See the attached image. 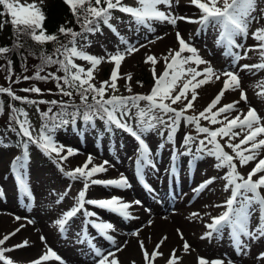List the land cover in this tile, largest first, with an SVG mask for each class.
<instances>
[{
	"label": "snow or ice",
	"instance_id": "6c2138e0",
	"mask_svg": "<svg viewBox=\"0 0 264 264\" xmlns=\"http://www.w3.org/2000/svg\"><path fill=\"white\" fill-rule=\"evenodd\" d=\"M40 3H43V0H40ZM64 3L71 10L81 30L76 32L62 25L59 32L70 39L67 43H60L55 34H46L44 27L46 14L35 0L32 3L0 0V6L6 10V13L0 12V16L7 14L10 17V20L0 21V30L6 23H11L16 37L11 48L0 47V59L7 62L6 66L0 65V69L6 70L5 79L9 81L8 87L0 86V94H6L10 98L6 132L17 137L15 148L20 150V154L15 155L10 162V171L14 176L19 195L27 201L24 207L30 211L35 199L29 183L30 147L35 146L43 155L51 158L59 171L70 181H81L83 184L82 190L74 198V204L54 220L58 232L61 236H65L70 232L76 218L82 217L81 229L75 233L76 242L87 245L94 264H120L117 253L123 249L116 247L115 237L111 234L116 230L114 224L103 220L99 213L90 210L89 206L129 220L137 218L130 209L133 205H140L141 201L126 202L123 197L118 196L87 198L88 190L93 185L123 191L130 189L132 184L123 173L115 179L95 178L107 173L109 167L115 165L107 159L96 164L91 154L82 165L65 170V162L69 157L78 154V149L67 147L56 139L57 132L68 128H71L74 134L84 135L87 128L96 129V122L100 121L104 126V132L109 136L123 132L134 138L137 144L133 156L134 176L150 193L155 194L156 190L146 178L160 172V159L166 149L170 152V157L164 171L173 183L180 175L182 158L185 157L188 158L187 163L190 167H195L205 158H213L215 161L213 167L216 170L227 169L222 176L209 177L193 189V192L199 195L220 179L225 182L223 190L230 191V196L223 204L214 205L225 210L218 216L211 217V222L205 225L207 230L201 239L209 241L222 239L227 230L235 255L248 256L253 244L264 241V116H261L250 104L242 85L240 72L247 71L255 75L264 70V0H189L190 5L199 12L198 18L195 19L176 13L180 0H135V6L125 3V0H64ZM116 11L129 18L130 25H135V31L144 29L148 32H156L155 24L171 25L175 30L178 49H168L167 55L163 57L165 68L162 73L158 75L155 70L159 62L157 57L146 56L145 63L152 65L155 81L147 95L116 94L119 91L117 81L122 78L120 75L122 62L127 56L146 47L144 44L131 43L120 34L117 27L111 23L120 19L114 16ZM180 21L198 24L196 37L206 34L209 29L214 30L217 33L214 44L218 49H222V56L230 60L229 67L223 70L214 69L211 61L200 55L199 49L193 43L192 34L190 33L187 39L181 34L178 29ZM253 25L258 26L253 30ZM102 26H106L118 38V45L115 51L109 52L105 49L104 56H95L85 50L86 45L81 41H86L87 46H90L89 35L102 34ZM25 34L38 45L57 42L59 46L52 55H46L43 50L40 52V64L34 66L36 70L32 76L18 75L13 80V61L7 54L16 52L20 55L23 59L22 72L28 71L27 58L19 52L23 47L19 38ZM249 36L255 43L246 46L245 41ZM163 38L157 36L148 43L153 44ZM250 52L258 53L259 62L240 64L241 60L251 59ZM76 60L86 61L91 67L86 70L76 63ZM103 62L111 63L114 67L109 79L97 85L93 82L96 79L94 72ZM53 65L58 66L56 72L41 75ZM201 65L205 67L201 68ZM58 72H63V75H57ZM21 79L55 81L56 94L68 99L37 100L17 95L12 84L20 83ZM131 80L132 74L128 73L126 90L129 93H132L131 85L128 83ZM181 81H183L182 86ZM217 81L222 83V88L211 102L197 113L195 109V102L198 99L197 89ZM137 84L143 86L139 81ZM255 87L259 89L257 96L264 99V80L259 81ZM20 91L43 95L42 89L35 84ZM236 91L240 93L238 100L222 103L227 92ZM48 93L52 94L51 89ZM74 94L79 97L78 104L75 102ZM241 101L247 105L246 112L238 107ZM12 102L35 106L41 121L39 130L30 120L28 111ZM141 102H145L143 106ZM40 105H48L47 110L42 111ZM174 105L178 106L173 107ZM4 112V101L0 99V116ZM189 112L192 114H188ZM182 122L184 128L193 129L196 135L186 131L178 142L177 134ZM217 125L218 127H214ZM152 135L159 141L155 150L149 142V137ZM0 147H8L3 134H0ZM226 149H230L231 153ZM253 161H256L255 165L246 174L238 171V165L243 168ZM70 188L71 184L68 191ZM4 196L5 193L0 189V197ZM66 196L67 191L57 203H61ZM192 216L202 219L198 212H193ZM254 217L257 221L255 224L252 223ZM21 219L27 218L15 216V220ZM27 223L34 224V221L27 219ZM24 226L21 224L20 227L0 238V264H16L6 253L29 246L27 239L11 247L4 246ZM177 232L183 241V252L189 253L191 245L184 239L179 229ZM131 235L138 236L139 229ZM97 237L108 241L115 250L105 252ZM167 239V236H164L151 253L147 251L144 241H139L145 264H154L158 256H163L159 249ZM40 241L47 247L45 236H40ZM256 259L264 261V252H260ZM179 260L177 250L172 249L167 264H178ZM49 261L66 264L51 247H47V251L30 264H45ZM197 262L225 264V259L209 260L197 257ZM227 264H235V262L229 258Z\"/></svg>",
	"mask_w": 264,
	"mask_h": 264
},
{
	"label": "rangeland",
	"instance_id": "374dc122",
	"mask_svg": "<svg viewBox=\"0 0 264 264\" xmlns=\"http://www.w3.org/2000/svg\"><path fill=\"white\" fill-rule=\"evenodd\" d=\"M21 3H32L33 0H20ZM37 5L42 9L43 6L48 5L51 0H35ZM125 3L135 6V0H125ZM176 13L178 15H185L192 17L193 19L198 18L199 12L194 6H191L189 0H180L178 7L176 8ZM114 16L120 17L119 20H113V23L121 35L125 36L131 43L137 45L144 44L146 47L141 48L139 52H136L131 56H127L123 62L129 60V66H124V63L120 68V75L122 78L118 79L117 85L119 91L117 95H132V94H143L147 95L150 93L155 81L152 75V65L145 63L147 55H154L158 59V63L155 66V70L159 75L164 71L165 63L163 57L167 55L168 49H178V43L175 38V30L171 25H160L155 24L156 32H148L147 30L141 29L135 31V25H130L129 18L119 13L114 12ZM258 25H253V30ZM199 27L198 24H190L183 21L178 22V29L181 34L187 39L188 35L191 33L195 46L199 49L200 55L211 61L214 69L223 70L228 68L230 65V60L223 57L221 52L222 49H218L214 41L216 39L217 33L209 29L206 34H202L196 37V29ZM211 35V36H210ZM157 36H163L162 40H156L155 43L149 44V40H155ZM213 36V37H212ZM89 40L91 45L87 46L86 41H82L86 45L85 50L95 56H104L105 49L109 52L115 51L118 45V38L106 27L102 26V34L98 33L96 35H89ZM196 40V41H195ZM255 43L251 36L245 41L246 46H251ZM123 47V46H121ZM158 49V50H157ZM157 50V52H156ZM249 56L251 59L241 60L240 64L244 63H258L259 55L258 53L250 52ZM76 63L87 68L91 67L86 61L76 60ZM194 66V65H193ZM114 65L111 63L103 62L98 66L94 72L95 81L97 85L99 82L108 80ZM205 67L204 65L200 66ZM255 71V70H254ZM128 73L132 74V80L130 83L132 88V93L126 90V76ZM61 76L63 74H60ZM240 77L242 79L243 88L249 99L250 104L255 107L261 116H264V99L257 96L258 88L247 86L246 82L251 79H257L258 83L264 80V70L257 72L255 75L248 73L247 71L240 72ZM222 79H224L222 77ZM244 79V80H243ZM1 84L4 86H9V81L5 82V79L0 74ZM137 81L142 83L137 84ZM245 81V82H244ZM183 81H181L182 86ZM257 83V84H258ZM37 86L42 89L43 95L34 97L35 99L44 100H59L60 98L53 97L48 93L51 89L52 84L46 83H36ZM211 85V87H209ZM31 84L27 81L18 84H12L13 90L17 95L26 96V93L21 92L20 89L30 87ZM209 87L207 94L203 96L202 100L196 101L195 105L196 112L202 111L215 97V95L222 88V83L217 81L215 83H209L201 87ZM178 90V89H177ZM111 92H109V95ZM29 95V94H28ZM239 91L227 92L222 103H229L239 99ZM145 102H141L143 106ZM17 107H24L28 113L30 120L37 130L40 128V118L36 113L35 106L29 105H18ZM174 105L173 107H177ZM47 105H40V108H46ZM243 111H247V105L241 101L238 105ZM43 109V110H44ZM47 109H45L46 111ZM188 114H192L189 112ZM236 113H233L235 115ZM9 112L0 116V129L6 130L7 120ZM97 128H87V132L84 135L74 134L71 128L65 131L57 132L56 139L59 143L71 147L73 149H78V154L69 157L68 161L65 162V170L74 169L77 166L82 165L91 154L94 158V163L100 164L103 160L107 159L114 167H109L107 173L100 174L98 177L101 179H115L119 178L121 173L125 174L130 183L132 184V176H134L133 171V156L137 144L131 136L123 133L117 132L109 136L104 132V126L102 122L97 121ZM206 123V122H202ZM214 127H218L214 126ZM186 131H191L193 135H196L195 131L191 128H184L183 122L180 131L177 134V140L183 137ZM150 146L155 150L158 144V138L154 135L149 137ZM238 142V141H237ZM155 146V147H154ZM170 147V146H169ZM132 148L133 152H128ZM231 153L230 149H226ZM20 150L16 149L15 146L10 145L7 148L0 147V189L5 193L4 197H0V224L5 225L4 228L0 229V238L3 235L14 231L16 228L20 227L21 224L25 225L19 233L12 237L4 245L5 247H11L12 245L21 243L23 240L27 239L29 241V246L17 249L6 255L10 256L16 264H30L31 261L39 258L47 251V247H51L57 254L66 262V264H94V259L92 255L88 253V248L86 244H79L76 242L75 233L81 229L82 217H77L73 226L68 234L61 236L58 232L57 227L54 225V220L60 216V214L72 206L75 202V197L78 192L82 190L83 184L81 181H70L65 177L57 168L53 160L45 155H43L35 146L30 147V164H29V183L31 190L34 194V201L31 205V210L29 211L24 207L27 202L22 198L18 190L13 183L15 182L14 176L10 171V162L15 155H19ZM170 152L167 150L163 151L162 157L160 159L159 173H153L149 175L154 181V186L156 187L155 194H149V198L144 200L140 198L134 191L136 188L128 190H119L115 188H105L103 186L93 185L89 188L87 193V198L101 199V198H111L112 196L123 197L124 201L132 202L135 200H140V205H133L130 209L133 216L136 219L124 220L120 216L113 214H106L108 217H104L100 209H94L89 206L90 210H94L99 213L100 217L105 220L112 222L115 226V232L111 233L114 235L116 240V247H122V251L117 253L120 264H145L143 253L139 246V241L143 240L145 247L149 253H151L156 244L164 237L167 236V240L161 245L159 251L163 253V256H158L154 264H167V260L172 253V249L177 250V255L180 257L178 264H198L197 257H204L209 260L222 258L225 259V264H227V259H232L235 264H264V261H258L256 258L260 252H264V241L255 243L250 249V254L246 257H241L235 255L234 249L230 243V239L227 235V230L223 236V239L219 240H202L201 236L206 232L205 225L210 223L211 217L218 216L225 209L222 207H214L217 204H223L226 199L230 196V191L225 192L223 190L224 181L217 179L216 182L209 186V189L205 190L199 195L193 192V189L212 176L220 177L224 174L227 169L216 170L213 165L215 163L214 159H205L198 165L199 171L197 172V180L191 184V187L185 189L180 185L179 198L183 200V205L186 206L193 212H198L201 214L202 219L194 218L191 216H182V219H178V222L185 223L189 225V232L186 234L181 228L183 233H185L184 239L191 245V250L189 253L185 254L183 252V241L180 235L176 233L177 227H174L172 223L165 224L166 227H160L154 232L155 223H149V221L154 222L157 217H169L174 211V207L166 208L163 207L159 199L165 197L166 188L160 185L162 182L165 183V171L164 169L169 164ZM256 161L251 162L249 165L241 168L238 165V171L242 174H246L247 171L255 165ZM13 181H12V180ZM16 183V182H15ZM71 184L70 191L69 185ZM67 191V196L61 203H57L59 198L64 195ZM127 191V192H126ZM134 193V194H133ZM181 194H183L181 196ZM178 198V199H179ZM178 200L175 204H177ZM151 201V203H150ZM209 210H204L208 208ZM166 210V213L163 210ZM258 215V214H257ZM15 216L26 217L34 221V224H28L27 219H21L19 221L15 220ZM256 218L254 220L255 224ZM48 223L52 231L44 225ZM163 225V224H162ZM1 227V225H0ZM29 228L32 230V239L27 237L29 235ZM139 229V235L133 236L132 232ZM29 231V232H28ZM93 231L94 230H91ZM45 236L47 239V247L40 241V236ZM99 244L104 247L105 252L108 250H115L114 246L108 241L97 237ZM221 245V246H220ZM21 250V252H20ZM128 256V258H126ZM126 258V259H125ZM45 264H59L57 261L45 262Z\"/></svg>",
	"mask_w": 264,
	"mask_h": 264
},
{
	"label": "trees",
	"instance_id": "16d2710c",
	"mask_svg": "<svg viewBox=\"0 0 264 264\" xmlns=\"http://www.w3.org/2000/svg\"><path fill=\"white\" fill-rule=\"evenodd\" d=\"M42 10L46 14V20L44 22L46 34H55L58 37V40L60 43H67L68 40L70 39V37L65 36L64 34H61L59 32V28L62 25L65 28H71L76 32H80V30H81L80 25L77 24L75 17L73 16L69 7L64 3V0H51V2H49L48 5H45L42 7ZM0 12L6 13V10L3 9V6H0ZM6 20H10V17L7 14L0 16V21H6ZM15 39H16V37L14 36L13 26L11 25V23H6L3 27V29L0 30V47L8 46L11 48L13 46ZM19 42L23 45V47L19 49V52L23 53V56L27 58L26 59V66L28 68V71L22 72V66H23L22 57L20 55H18L16 52H10L7 55H8V58L13 61V71H14V75L12 76L13 80H15L16 76H18V75L21 77L23 75L32 76L36 70L34 66L40 64V58H39L40 52L43 50L46 55H52L54 53L55 49L59 46V44H57V42H48L43 46L38 45L34 41H32L30 36L27 34L20 36ZM6 63H7L6 60L0 59V65L6 66ZM57 67H58L57 65L50 66L46 69V72L41 73V75H45L47 72H56ZM0 74L5 79L7 72L5 69H0ZM60 74H63V72L57 73V75H60ZM5 82H7L6 79H5ZM23 82H25V81H23L21 79L20 84ZM27 82L30 83L31 86L33 84H35L37 86L38 84H36V83L48 84V82H49L52 84V87H51L52 94L51 95L53 97L60 98L59 100H61V99L67 100L68 99L67 97H61V96L56 94L57 90L55 87V81L49 80L47 82H43V81L31 80V81H27ZM15 84H18V83H15ZM0 86L8 87V86L2 85L1 81H0ZM26 96H28L30 99H35L34 97L39 96V95H37L35 93H26ZM74 96H75V94H74ZM0 99H2L4 101V105H5L4 114H6L7 112H9L8 104L10 102V98L6 94H0ZM75 102L77 104L79 103V97L78 96H75ZM12 103H14L15 105L18 103V105L21 106V104L19 102H12ZM43 109L44 108H42V111H45V109H47V107L44 110ZM54 111H55V109H54ZM0 134H3L4 138H6L8 145L15 146V144L18 142L17 137L10 132H6V130L0 129Z\"/></svg>",
	"mask_w": 264,
	"mask_h": 264
},
{
	"label": "bare ground",
	"instance_id": "6f19581e",
	"mask_svg": "<svg viewBox=\"0 0 264 264\" xmlns=\"http://www.w3.org/2000/svg\"><path fill=\"white\" fill-rule=\"evenodd\" d=\"M213 37V36H212ZM158 50V49H157ZM157 50H156V52H157ZM129 59H131V56H130V58ZM124 63V66H129V60H126V62H123ZM122 63V64H123ZM244 80V79H243ZM245 82V81H244ZM258 83V80L257 79H251L250 81H248V82H246V84H247V86H249V87H253L254 85H256ZM243 85V84H242ZM209 87H211V85H209ZM209 87H204V88H202V89H197V92H198V99L199 100H202V98H203V96H205L206 94H207V92L209 91V90H211V89H209V90H207ZM198 99H197V101H198ZM197 104V102H195V105ZM263 112H264V110H263ZM155 147V146H154ZM128 152H133V149L132 148H130L129 149V151ZM208 159H211V158H208ZM182 160H183V158H182ZM202 163L201 164H203L204 162L203 161H201ZM182 164V163H181ZM198 167H201V165H199ZM162 186H165L166 187V183H164V184H161ZM182 187H184L185 189H187V188H189V187H191V184H189L187 181H183L182 182ZM167 205V202L164 204V206H166ZM209 208H210V206H208V208H204V210H209ZM175 209V211L169 216V217H166V218H164V217H162V218H160V217H156L154 220V222H151V223H155V225H154V227H153V229H154V232L155 231H157L160 227H166V225L165 224H168V223H172L173 225H174V227H177L179 230H180V232L181 233H183V231L181 230V228L184 230V232L187 234L188 232H189V225H187V224H185V223H180V222H178V219H182V216L183 217H185V216H191V214H192V210L191 209H189L188 210V208L186 207V206H184L183 205V200H180L179 202H178V205H177V207H175L174 208ZM164 212H161V213H166V211H165V208H164V210H163ZM254 220H255V217L253 218V221H252V223H254ZM211 222V221H210ZM163 224V225H162ZM1 225V227H0V229L1 228H4V226L5 225H3V224H0ZM45 226H46V228H47V230H48V228L52 231V228H51V226L48 224V223H45L44 224ZM32 230H33V228H29V235L27 236V237H30V240L32 239ZM176 233L177 234H179L178 232H177V229H176ZM185 233H183V236L185 237L186 235H185ZM180 235V234H179ZM223 239V238H222ZM220 241H221V239H220ZM221 246V245H220ZM20 252H21V250H20ZM126 258H128V256L126 257ZM125 258V259H126Z\"/></svg>",
	"mask_w": 264,
	"mask_h": 264
}]
</instances>
